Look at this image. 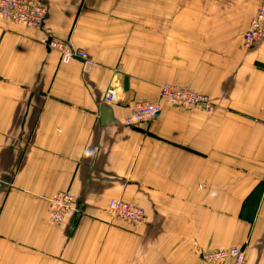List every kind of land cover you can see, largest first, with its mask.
I'll return each mask as SVG.
<instances>
[{"label":"crops","instance_id":"0c3cea01","mask_svg":"<svg viewBox=\"0 0 264 264\" xmlns=\"http://www.w3.org/2000/svg\"><path fill=\"white\" fill-rule=\"evenodd\" d=\"M44 1L42 27L0 19V264H196L230 245L264 264V39L242 42L257 0ZM46 35L89 62L59 63ZM164 82L213 109L123 124ZM63 190L79 214L51 225ZM113 198L145 219L113 218Z\"/></svg>","mask_w":264,"mask_h":264},{"label":"built area","instance_id":"2783aa9c","mask_svg":"<svg viewBox=\"0 0 264 264\" xmlns=\"http://www.w3.org/2000/svg\"><path fill=\"white\" fill-rule=\"evenodd\" d=\"M261 7V15L258 19L264 24V0ZM260 11V12H261ZM46 9L41 0H0V18L14 21L24 25L37 26L44 22ZM257 18V17H256ZM256 19L251 23V31L245 37L248 42L252 36ZM50 47L58 49L61 53V61L66 63L73 58L86 59L85 54L76 51L69 45L62 44L56 40L46 42ZM111 94L109 98H112ZM159 98L175 106H197V108L208 109L210 101L200 93L177 85L165 82L159 88ZM108 99V98H107ZM161 110V102H140L131 108L130 115L125 119V125H141L150 122ZM73 197L67 193H58L51 200L52 222L59 223L63 216L71 209ZM109 212L115 219L136 224L144 220L142 207L119 200L111 199L107 203ZM65 210H68L64 213ZM198 264H245L243 251L236 247L219 248L204 251Z\"/></svg>","mask_w":264,"mask_h":264},{"label":"rangeland","instance_id":"374dc122","mask_svg":"<svg viewBox=\"0 0 264 264\" xmlns=\"http://www.w3.org/2000/svg\"><path fill=\"white\" fill-rule=\"evenodd\" d=\"M42 2H43V4H44V6H45V9H46V12H45V14L47 15V6H46V3H45V1L44 0H41ZM262 5H263V2H262V0H257V3H256V7H255V11H254V13H253V15L251 16V18L249 19V22H248V26H247V28H246V30L243 32V34H242V42H243V45L245 46V47H248V48H251V47H254V46H256V45H258L261 41H263V39H264V24H262V22L258 19L259 17H258V15H261V13H262V11H261V7H262ZM261 11V12H260ZM258 14V15H257ZM257 17V18H256ZM1 20H3V21H5V22H7V23H14V24H18V25H23V26H25V27H42L43 26V24H44V22L43 23H41V24H39V25H37V26H32V25H24V24H22V23H17V22H14V21H7V20H5V19H2V18H0ZM45 19H46V16H45ZM45 19H44V21H45ZM256 19V23H255V26H254V29H253V31H252V36H251V38L249 39V41L247 42L246 41V39H245V37H246V35L248 34V33H250V31H251V23H252V21L253 20H255ZM50 40H56V41H58V42H60V43H62V44H65V45H69L67 42H65V41H62V40H60V39H57V38H55V37H52V36H42L41 38H40V41H41V43H43L44 45H45V47H47L48 49H51V50H54V51H56L57 53H58V59H59V63H61V64H66V63H69L71 60H73V59H80L81 61H83V63H88L89 62V59H88V55H87V53L84 51V50H82V49H78V48H73V49H76V51H81V52H83L84 54H85V57L84 58H86V59H81V58H73V59H71L69 62H66V63H64V62H62L61 61V53H60V51L58 50V49H56V48H54V47H50L46 42L47 41H50ZM70 46V45H69ZM71 47V46H70ZM165 83V82H164ZM163 84V83H162ZM161 84V85H162ZM160 85V86H161ZM175 85V84H174ZM177 86H179V87H184V88H187V89H190V90H193V91H196V92H198V93H200L201 95H203V96H205L209 101H210V103H211V107L210 108H208V109H201V108H197V106H193V107H191V106H175V105H171L170 103H168V102H166V101H163V100H161L160 98H159V89H158V100H156V101H160L161 102V110H160V112L162 111V108H163V105L164 104H166V105H168V106H172V107H177V108H191V109H196V110H200V111H206V112H209V111H211L212 109H213V106H214V104H213V102H212V100H211V98L207 95V94H205V93H203V92H200V91H198V90H195V89H192V88H189V87H185V86H180V85H177ZM160 88V87H159ZM113 95V97L112 98H109V96L110 95ZM108 98V99H107ZM103 99H104V103H106V102H110V101H113L114 99H115V94H114V91L113 90H108V91H106V93H105V95H104V97H103ZM140 102H155V101H134V102H132L129 106H128V113H127V115H126V117L123 119V124H125V119L130 115V113H131V108H132V106H134V105H137V104H140ZM107 104V103H106ZM159 112V113H160ZM159 113H157L156 115H158ZM155 115V116H156ZM155 116H154V118H155ZM153 118V119H154ZM152 119V120H153ZM149 123V122H148ZM141 125H143V124H141ZM261 181L264 183V175L262 176V178H261ZM58 193H67V194H70L72 197H73V201H75L74 202V204H73V202H72V207H71V209L68 211V210H65L64 211V213H66L67 211V213L63 216V218H62V220L59 222V223H56V222H52V220H51V217H50V215H51V213H52V207H51V200L54 198V196L55 195H57ZM113 199H116V198H113ZM111 200V199H110ZM109 200V201H110ZM119 200H122V199H119ZM108 201V202H109ZM122 201H124V200H122ZM48 219H49V223L51 224V225H56V226H58V225H61L67 218H69V217H71L72 216V214H73V217L74 218H76V215L77 214H79L78 212H79V210H80V207H78V202L76 201V198L74 197V195L72 194V193H70L68 190H63V191H57L56 193H54L49 199H48ZM125 202H127V201H125ZM128 203H131V202H128ZM131 204H134V203H131ZM134 205H136V204H134ZM137 206H139V205H137ZM141 207V206H140ZM108 209V208H107ZM144 210V209H143ZM109 211V210H108ZM145 212V211H144ZM111 214V213H110ZM112 215V214H111ZM113 217V216H112ZM114 218V217H113ZM144 219H145V213H144ZM117 220H120V219H117ZM120 221H123V220H120ZM125 222H127V221H125ZM142 222V221H141ZM127 223H129V222H127ZM140 223V222H139ZM130 225H136V224H138V223H136V224H131V223H129ZM230 247H236V248H239L240 250H242L243 251V254H244V261H245V264H246V254H245V248H244V245H230V246H225V247H217V248H211V249H209V250H213V249H219V248H223V249H226V248H230ZM205 251H207V250H205ZM204 251H202L201 253H200V255H199V257H198V260H197V263L196 264H198L199 262H200V259H201V254L203 253Z\"/></svg>","mask_w":264,"mask_h":264},{"label":"water","instance_id":"95a60500","mask_svg":"<svg viewBox=\"0 0 264 264\" xmlns=\"http://www.w3.org/2000/svg\"><path fill=\"white\" fill-rule=\"evenodd\" d=\"M123 89L125 91L128 89L126 77L123 78ZM99 110H100L99 114H100L101 123H103V124L110 123L111 119H112V113H111V109L108 106V104L101 103Z\"/></svg>","mask_w":264,"mask_h":264}]
</instances>
